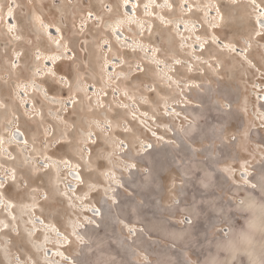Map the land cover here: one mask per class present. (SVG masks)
Masks as SVG:
<instances>
[{
  "label": "rangeland",
  "instance_id": "1",
  "mask_svg": "<svg viewBox=\"0 0 264 264\" xmlns=\"http://www.w3.org/2000/svg\"><path fill=\"white\" fill-rule=\"evenodd\" d=\"M142 1L139 16L148 13L144 11L146 4L151 9L147 1ZM122 2L0 0L4 16L0 17V32L9 22L8 16L14 20V12L19 32L9 35L5 30L4 37L0 35V150L8 157H0V171L4 170L0 175L7 174L8 178L0 181L4 185L10 181L4 195L13 201L17 214V218L6 215L0 207V264H42V237L33 239L30 235L31 223L25 213L26 207L37 203H41L45 219L61 231L69 234L73 228L82 230L88 243L80 249L79 243L84 240L72 238L71 245L65 247L66 256H60L74 257L79 264H264V96L257 92L264 89V35L257 30L253 10L241 0L239 5L223 0H171L172 4L167 0L174 10L160 15L167 25L170 19L182 21L179 14L192 7V2L200 11L220 6L224 27L217 31V39L249 47V42L245 44L248 38L255 46L250 52L254 60L251 66L235 54L218 56L214 46L208 48L205 57L218 56V60L213 59L217 73V68L205 66L203 58L189 63L185 44L180 49L168 28H162L158 37L147 40L158 46L161 58L172 67L176 78L172 81L156 63L146 62L135 52L139 40L127 24L137 18L134 13L124 16L126 3ZM260 17L264 28L263 12ZM191 18L195 24L200 23L201 38L207 41L213 34L207 24L216 19L206 22L196 12ZM139 19L141 24H149L145 17ZM54 25L61 29L62 54H57L52 39L46 40L45 29L54 30ZM123 27L129 37L123 34ZM116 30L122 39L129 38L126 42L133 52L125 53L114 45ZM202 46L200 43L201 50ZM107 56L123 70L113 80L106 76ZM58 57L69 60L58 64L57 82L42 81L41 87L65 104L78 99L75 108L71 103L63 113L70 110L67 120L58 116L60 108L48 105L42 96L27 98L23 88L27 84L32 90L30 66L41 70L37 63L43 58L50 61ZM180 61L185 66H179ZM15 63L18 72L13 75L9 69L16 71ZM187 66L199 73L186 72ZM86 86L97 89L104 101L97 104L88 98ZM17 91L24 93L30 108L25 111L27 116L12 99ZM126 101L136 102L141 110H125ZM101 121L113 125L110 134L98 128ZM16 128L25 131L29 143L23 132L22 137L31 156L21 149L24 155L19 157L11 146L9 137H14ZM154 131L160 134L154 135ZM95 132L98 142L95 137L89 138ZM15 134L23 143V138ZM101 134L105 136L100 138ZM164 136L171 142L166 143ZM119 143L126 144L120 148ZM87 146L91 153L84 158L82 150ZM49 158L59 165L69 163L68 159L81 164L87 180L82 194L88 203L98 204L103 210L99 226L82 229L86 216L65 203L57 190L62 172L37 165ZM135 165L138 169L129 172ZM121 167L126 189L116 192L112 204L99 191L90 193L114 175V168L120 171ZM248 167L252 183L243 185L247 181H243L240 171ZM183 215H189L192 222L182 224ZM121 220L143 225L145 233H129ZM224 227L228 228L226 235ZM49 250L51 256L53 251Z\"/></svg>",
  "mask_w": 264,
  "mask_h": 264
},
{
  "label": "bare ground",
  "instance_id": "2",
  "mask_svg": "<svg viewBox=\"0 0 264 264\" xmlns=\"http://www.w3.org/2000/svg\"><path fill=\"white\" fill-rule=\"evenodd\" d=\"M91 1L95 2L96 0H91ZM124 1L126 3L125 8L127 11V12H124V16L131 17V14L134 13L136 18H137L136 21L130 22L129 25L127 24V26L129 28L134 30V34L136 37H138V40H139L140 45H139V47H137V49L135 48V52L137 50L138 54L144 60H146V62L151 61V62L156 63L157 66L159 67L158 70L162 71L163 74H166L167 75L166 77L172 78V81L174 79H176V78H174V75L172 74V72H173V71H171L172 67L169 66V64L167 62H164L165 60L161 58V53H160V50L158 49V46H156L155 44H153V43L149 42V40H147L149 38L152 39L153 37L157 36L158 31L162 28L165 31L169 30V32H170L169 34L175 39V41L178 44V47L180 49H181V47H180L181 44L182 45L185 44L184 50L187 53L188 57L186 59H189V63H193L194 59H195V61L196 60L199 61L200 59L203 58V59H205L204 60L205 66L215 70L217 68V64L214 62H215V60H218L219 55L227 56L228 54H235L236 56H238L239 59H242V61L245 64H250V66H251L252 62L254 61L253 58L250 56V52H252V51L254 52V47H255V46L253 47L252 39L247 38L245 40L246 45H248V42H249V47H247V46L241 47V46H238L235 42L230 43V42L224 41L222 39H219V40L217 39L218 37H220V36H218L217 31L223 29V27H224L222 25L224 14H223V11L220 8V6L218 7L217 10L209 9V8H205V9L203 8L200 11L199 9L196 8V6H194V3L192 2L191 3L192 7L184 8L182 10V13L179 14L181 17L180 20H182V21H178V20L175 21V20L170 19V21H172V22L170 23V25H167L166 22L163 21V19L161 20V16H160L161 14L163 15L164 12H167V13L174 12L173 9H170L168 7L167 0H143V1L142 0H123V2ZM140 1H142L143 3L145 1H147V3L151 6V9H148L147 4H146L145 10H144L145 12L146 11L148 12L147 14L145 13L146 15L140 14V16H139L138 12L140 10L142 11V9L140 8ZM170 1L171 0H168V2H170ZM223 1L227 2V4H230V5L231 4L232 5H235V4L239 5L240 4V0H237V1L223 0ZM170 3L172 4V2H170ZM242 3L246 4L247 6H249L251 8V10H253V12H254L253 19L256 23L257 30L262 31V35H264V28L261 27L263 25V23H262V21H261L262 19L260 17L261 13L262 12L264 13V3L261 0H241V4ZM136 4H138V5L135 6ZM132 5H133V8H132ZM258 6L260 7L259 10L257 9ZM193 12L200 14V16L203 19H205L206 22H209L210 19L211 20L216 19V21H211L209 24H207L208 30L210 31V29H211L213 32V34L211 35V37L208 38L207 41H204L201 38L202 34H200V32H199V30H200L199 24L200 23L195 24V21L192 20V18H191V14ZM2 16H3V10H0V17H2ZM13 17H14V20H12L10 17H8L9 22H7L5 24V27H4L5 29L0 32V35L2 37H4L3 33H5V30L8 31L9 35H11V33H13L14 31H16V33H19L18 27H17V21L15 19V12L13 13ZM139 17H145L147 19V21L149 22V24H147V23H146L147 25L141 24ZM12 21H13V24H12ZM177 23L178 24L180 23V25L177 26ZM183 24L187 27V29H185ZM54 27L56 29L59 28L57 25H54ZM166 27L168 28V30ZM56 29H54L55 31L53 30V27H50L49 31L47 29H45L46 40L52 39L51 42H53V45L56 47V49L58 51L57 54H62V51H61V50H63L62 41H61V39H59V36L62 35V33H61L60 28H59L60 29L59 32ZM122 30H123V34L126 37H129L128 36L129 33L126 31L125 27H123ZM51 32H53V33L58 32L59 34H57V35L53 34L52 35ZM164 33H166V32H164ZM194 35L200 36V37L198 39H195ZM206 35H207V32H206ZM113 36H114L113 42H114L115 46L121 47V49L125 53L133 52V48L131 47V45H129L130 43L126 42L129 38L122 39L123 35L120 34V31H117V30L115 31V34H113ZM256 39H258V36L256 37ZM200 43H202V45H203L202 50L199 48ZM151 44L153 45V47H150ZM127 45H129V46H127ZM212 46H214V49H216L218 51V53H219L218 56L216 55V52H215V55H216L215 58L214 57H212V58L205 57L204 53L208 50V48H210ZM151 48H153V52H152ZM213 59H215V60H213ZM49 60L50 61H48V59L45 60L43 58L42 61L37 63L38 66L41 65V70L39 68L34 70V68L31 66L28 68V72H29L28 74L30 77V81L31 82L33 81L31 83L32 90L27 84H25V86H23V88L25 89V93L27 95L26 96L27 98H31L33 95H37V96L39 95V96L43 97V99L45 100L46 103H48V105L50 104V106L53 105V106H57L58 108H60L61 113L57 110L59 113L58 116H60L62 118V120H64L67 117L66 115L68 113H70V110H68L67 113L63 114L66 111V108H70L69 104H71V103H73L72 108H75L78 99L74 98V100H73V98H72V99H70L69 102H67L65 104L64 100H62L61 98H57L50 93H46V91L41 87V85L46 80L51 81L53 83L54 82L56 83L57 82V76L60 73L57 71L58 64H60L61 62L68 61L69 59H67L65 57H60V58L58 57V58H52ZM107 60H108V63L106 64V68H105L106 76L110 80H113L116 77H118L117 74H122L123 70L121 69L120 65H118V62H114L113 59H111L108 56H107ZM255 61H256V59H255ZM16 62H17V60H16ZM160 62H162V63H160ZM16 64L17 63H15L13 65V66H15L16 71L9 69L13 75L17 74L16 72H18V70H17L18 67H16ZM27 64H28V61H27ZM177 64L178 65L180 64L179 66H185L182 64L181 61L177 62ZM253 64L256 65L255 62ZM173 67L176 68L175 65ZM258 68H260V67H258ZM188 71L190 74L199 73L198 70H195V69H192L190 71L188 69V66H187L186 72H188ZM218 72L219 71L217 68V73ZM169 81H170V79H169ZM177 81H179V80H177ZM95 87H98V86L95 85ZM262 90H264V89H262ZM84 92H86V95L88 98H90L93 102H96L97 104H99L100 100L104 101V97H100V92L97 89L94 90L93 86H91L90 88L86 86L84 89ZM16 93H18V94L12 96V99L14 100V103L18 104L19 108H20V106L23 107L21 109L23 116H27L26 112H28L29 111L28 109H30V108H29L28 104L25 102L26 99H23L24 93L22 91H21V93H20V91H17ZM75 97H77V95H75ZM121 99H123V98L121 97ZM260 101H261V99H260ZM34 105H35V103H34ZM192 105L196 106L195 103H192ZM135 107H136V109H134ZM123 108L125 110H129V112L133 111V113L137 112L136 111L137 108H138V110H141L139 104H137L136 102L130 104L128 101L124 102ZM101 109H102V107L101 108L98 107V110H101ZM176 111H178V110H176ZM180 113H182V112H180ZM41 116H42V114H41ZM178 116H179V118L182 117L180 115H178ZM262 116L264 117V114ZM28 117L31 118L29 115H28ZM140 117L143 118L142 115ZM32 118H34V117H32ZM99 123H98L99 124L98 128L101 131H104V133L106 132L105 134H107V133L110 134L111 130L109 128H113V125L110 123L108 124L106 121L105 122L101 121ZM181 123H182V120H181L180 124ZM17 126L15 125V127H17ZM20 130L17 128L14 129V131H13L14 137H11V134H10L9 142H10L11 146L14 147L18 151L19 157H22L24 155V153L21 151V149H24L25 151H27L28 149L27 148L25 149V144H24V136L26 137V133H25V131L24 132L22 131L23 135H24L22 137V132ZM14 132L15 133L17 132V134H19V136H21L23 138V140H22L23 143L20 142L18 139H16L17 137H16V134ZM153 134L159 135L160 133L154 131ZM93 135L94 136H91L89 138L93 139L95 137V138H97L96 142H98V137H99L98 133L95 132V133H93ZM104 136L105 135L101 134L100 138H102ZM164 138L167 139V140L165 139L166 143L171 142L170 139H168L169 137L164 136ZM121 140L122 139L120 138L119 142ZM90 141H89V143H90ZM26 142L29 143L27 137H26ZM61 142H63V141H61ZM124 144H126V143H123V145ZM123 145H120V143H119L120 148H123ZM3 146H4V143L2 144V147ZM146 146L147 145H145V147ZM87 148H89V147L87 146L85 148L86 150L84 149L85 151L82 150V154H83L84 158H86L85 155L88 156L89 152L91 151L90 150L88 152ZM34 149H35V147H33V150ZM147 151H148V149H147ZM123 152H125V151H123ZM28 153L31 156V151L28 150ZM2 154L3 153L0 150V157H3V159L8 158V157H6V155H2ZM121 154H122V152L119 153V155H121ZM140 154L142 155L143 153H140ZM138 155L139 154H136V156H138ZM115 158L116 157H114V159ZM9 160L11 161L10 158H9ZM15 160H17V157L15 158ZM68 161H69V163H67L65 165H61V164L59 165L58 162H56V160H54L53 158H49L48 160H45L43 162L40 161V163H38L37 165L42 167L41 164H43V165H45L44 166L45 169L51 170L53 168H57L58 170H60L62 172L60 175V181L57 184V188H58L57 190H59L60 196L65 203L67 201L71 207H74L78 210H81L82 213L86 216V221L83 222V224L85 226L83 228L81 227L82 229L86 230L91 225L99 226L98 219L103 218V210L98 204L88 203L86 201L87 199L85 198V195L82 194L81 188H83V186H85V184L87 183V180L84 178V175L82 173L81 164L80 163H73L72 160H69V159H68ZM88 162L89 163L91 162V157H88ZM120 169L121 170L119 171V169L114 168V170H115L114 175L110 174V178H108V180L106 182L99 183L100 185L96 186L93 190H91L90 193L95 192V191H99L101 193L102 197L104 199H106V202H110V204H112V201H114L117 198L116 192H119L120 189H126L125 184H124V180H123V176L121 173L123 168L121 167ZM134 169H138L136 167V165H135V167H130L129 172H131V170H134ZM124 170H126V169H124ZM243 171H246V174H249L248 169H243ZM0 172L4 173V170H2ZM6 172L8 173L7 169H6ZM5 175H7V174H5ZM5 175L3 177L4 178L6 177V179H8L7 176H5ZM3 177H1V175H0V179H3ZM242 179H243V181H247V183H250V181H251L250 180V174L247 177L243 176ZM9 182L10 181L8 180L7 184L4 185L3 182L0 181V184H2V186H0L1 212H3L6 215L13 214V216L15 218H17V214L15 212L16 208L14 210L15 204L13 203V201L11 199H9L8 197H6L4 195L5 189L8 188ZM251 183H252V181H251ZM243 185H247V184L244 183ZM93 187L94 186H89V189H91ZM18 192H17V194H19ZM53 193L58 194V192L56 190H54ZM117 202L118 201H115L114 203H117ZM92 205L96 209L94 207H91ZM42 208L43 207H42L41 203H37L33 207L32 206L26 207L27 210H25V213L27 214V218L29 219V221L31 223V230L32 231L30 232L31 233L30 235L32 237H34L33 239L38 238L39 236L42 237L43 250L41 251V255L39 254L40 258H41L40 259L41 263L42 264H79L78 262H76V259L74 257H65V259L67 260L66 261L63 258H60V256H66L65 247H69L71 245L72 238H78L80 240L81 239L84 240L83 242L79 243L80 244L79 248L81 249L84 244L88 243L86 236L83 234L81 229H79L77 231L76 228H73L69 234H67L65 231L64 232L61 231V229L59 228L58 225H56L55 223H50L49 221H47L45 219V217L41 214V211L43 212ZM113 209L116 210L115 204L113 206ZM119 218H120V216H119ZM87 219H90L93 222L92 221L89 222ZM80 220H82V219H80ZM121 222L123 223V226H125V228H127L129 233H130L129 230H131L132 228L136 229L135 230L136 235H137V230L145 233V228L143 225L130 223L126 220H121ZM130 240L131 241L133 240V235H132V238ZM49 248H51V250L53 251L51 256L49 255L50 254ZM45 249H47V251H45ZM136 249H137V247H136ZM30 258L33 262L34 261L33 257L30 256ZM21 262L25 263L26 261L21 259Z\"/></svg>",
  "mask_w": 264,
  "mask_h": 264
},
{
  "label": "built area",
  "instance_id": "3",
  "mask_svg": "<svg viewBox=\"0 0 264 264\" xmlns=\"http://www.w3.org/2000/svg\"><path fill=\"white\" fill-rule=\"evenodd\" d=\"M257 92H263V93H259V95H260V97H261V94H263L262 96H264V90H262V91H257ZM249 168V174H251L252 173V170L250 169V167H248ZM243 171V170H242ZM241 172V171H240ZM244 172H246V171H244ZM249 174H246V177L249 175ZM241 177H243L242 175H240ZM250 183H251V181H250ZM250 183H245V184H247V185H249ZM178 201V199H176L175 200V202H177ZM180 222L182 223V224H190L191 222H192V218L189 216V215H183V216H181L180 217ZM136 229H134V228H132L131 230H129L130 231V233L131 234H133V235H135L136 234V231H135ZM227 230H228V228L227 227H224L223 228V233L226 235L227 234Z\"/></svg>",
  "mask_w": 264,
  "mask_h": 264
},
{
  "label": "water",
  "instance_id": "4",
  "mask_svg": "<svg viewBox=\"0 0 264 264\" xmlns=\"http://www.w3.org/2000/svg\"><path fill=\"white\" fill-rule=\"evenodd\" d=\"M240 174H241L242 176H244V177L246 176V172H244V171H241Z\"/></svg>",
  "mask_w": 264,
  "mask_h": 264
},
{
  "label": "flooded vegetation",
  "instance_id": "5",
  "mask_svg": "<svg viewBox=\"0 0 264 264\" xmlns=\"http://www.w3.org/2000/svg\"><path fill=\"white\" fill-rule=\"evenodd\" d=\"M9 17V16H8ZM12 19V18H11ZM13 20V19H12ZM19 59V57L17 58V60ZM18 62V61H17Z\"/></svg>",
  "mask_w": 264,
  "mask_h": 264
},
{
  "label": "snow or ice",
  "instance_id": "6",
  "mask_svg": "<svg viewBox=\"0 0 264 264\" xmlns=\"http://www.w3.org/2000/svg\"><path fill=\"white\" fill-rule=\"evenodd\" d=\"M0 186H2V184H0Z\"/></svg>",
  "mask_w": 264,
  "mask_h": 264
}]
</instances>
